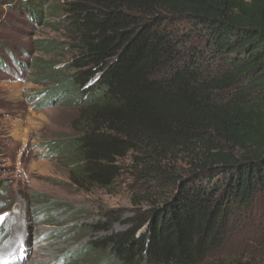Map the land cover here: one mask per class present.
I'll return each mask as SVG.
<instances>
[{
    "label": "trees",
    "instance_id": "1",
    "mask_svg": "<svg viewBox=\"0 0 264 264\" xmlns=\"http://www.w3.org/2000/svg\"><path fill=\"white\" fill-rule=\"evenodd\" d=\"M62 9L75 55L55 96L78 106L82 124L62 149L102 189L128 160L156 195L126 230L104 228L85 246L90 264H210L237 217L262 215L264 0H68Z\"/></svg>",
    "mask_w": 264,
    "mask_h": 264
},
{
    "label": "rangeland",
    "instance_id": "2",
    "mask_svg": "<svg viewBox=\"0 0 264 264\" xmlns=\"http://www.w3.org/2000/svg\"><path fill=\"white\" fill-rule=\"evenodd\" d=\"M9 1L0 0V264L94 263L85 246L105 236L104 228L126 230L132 213L156 195L128 160L106 189L80 176L77 161L62 149L82 130L80 110L55 96L73 73L62 9L68 0H32L38 19L20 0ZM259 207L261 216L235 219L210 264L240 256L264 263L257 251L264 245V204Z\"/></svg>",
    "mask_w": 264,
    "mask_h": 264
},
{
    "label": "bare ground",
    "instance_id": "3",
    "mask_svg": "<svg viewBox=\"0 0 264 264\" xmlns=\"http://www.w3.org/2000/svg\"><path fill=\"white\" fill-rule=\"evenodd\" d=\"M18 231V230H17ZM17 231L15 232V234L17 235V234H19V233H17ZM16 238H17V236L15 237V240H16ZM13 241V240H12ZM15 244V243H14ZM11 251V250H10ZM12 254V253H11Z\"/></svg>",
    "mask_w": 264,
    "mask_h": 264
},
{
    "label": "water",
    "instance_id": "4",
    "mask_svg": "<svg viewBox=\"0 0 264 264\" xmlns=\"http://www.w3.org/2000/svg\"><path fill=\"white\" fill-rule=\"evenodd\" d=\"M2 221V219H0V222Z\"/></svg>",
    "mask_w": 264,
    "mask_h": 264
}]
</instances>
